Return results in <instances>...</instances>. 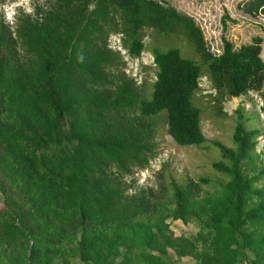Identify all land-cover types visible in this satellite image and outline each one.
Returning a JSON list of instances; mask_svg holds the SVG:
<instances>
[{
    "label": "trees",
    "instance_id": "obj_1",
    "mask_svg": "<svg viewBox=\"0 0 264 264\" xmlns=\"http://www.w3.org/2000/svg\"><path fill=\"white\" fill-rule=\"evenodd\" d=\"M54 2L19 13L13 28L0 19V264H175L170 250L194 264H264V186H256L264 163L254 152L261 131L245 124L240 107L233 148L213 143L221 176L213 192L197 196L173 176L130 195L123 183L148 166L150 130L163 115L177 146L207 143L193 101L204 75L214 103L261 91L262 38L237 49L222 39L214 54L193 18L161 0ZM244 10L264 17V0ZM145 32L185 39L197 60L153 45L151 85L113 74L121 61L109 36L140 59ZM169 221H192L200 234L174 237Z\"/></svg>",
    "mask_w": 264,
    "mask_h": 264
},
{
    "label": "rangeland",
    "instance_id": "obj_2",
    "mask_svg": "<svg viewBox=\"0 0 264 264\" xmlns=\"http://www.w3.org/2000/svg\"><path fill=\"white\" fill-rule=\"evenodd\" d=\"M173 7L181 14L193 18L203 32L204 39L210 51L219 54L222 51V39L231 42L235 49L248 44L254 37L262 38V50L260 57L264 62V17L262 15L250 16L244 8L251 0H161ZM17 4V0H6L2 5ZM54 0H28L14 9L18 14L33 15L36 11H45L54 7ZM30 8V13L25 9ZM0 19L5 23L3 10L0 9ZM225 22V26L223 25ZM7 24V23H5ZM13 24H7L13 28ZM108 46L112 51L119 52L121 64L118 69H112L113 74L124 72L127 76L137 78L138 83L144 82L151 85L155 79V68L149 48L153 45H167L178 47L181 53L188 58L197 60L190 45L181 37L164 38L153 32H145L144 42L147 50L136 61L130 59L119 46V37L110 35ZM264 94V84L261 91H251L238 98H224L219 103H214L215 94L211 84L204 75L199 81V89L193 101L201 109L200 126L207 143L201 148L177 146L166 132V124L163 115L154 124L150 136L151 153L148 166L144 170L135 169L130 176L123 177V183L127 187V194H133L139 189H155L159 184L169 181L173 176L180 184L190 187L197 196L205 192H213L214 181L221 179L212 168V164L220 159L218 150L213 146L218 142L225 147L233 148L232 136L237 117L235 110L240 107L244 115L249 119L245 121L248 127L260 129L261 134L257 139L255 154L259 162L264 163V106L261 104ZM165 124V125H164ZM258 162V164H259ZM207 178L211 182L208 185L201 184L199 179ZM257 187L264 186L262 178ZM5 196L0 193V213L5 212ZM169 228L174 237L195 238L200 234V227L194 222L187 224L181 221H169ZM170 260L175 264H194L190 257H177L170 250ZM249 258L252 255L245 251ZM240 259L242 257L240 256ZM55 264H63L61 259ZM69 264H81L78 259L70 258Z\"/></svg>",
    "mask_w": 264,
    "mask_h": 264
},
{
    "label": "clouds",
    "instance_id": "obj_3",
    "mask_svg": "<svg viewBox=\"0 0 264 264\" xmlns=\"http://www.w3.org/2000/svg\"><path fill=\"white\" fill-rule=\"evenodd\" d=\"M27 2H28V0H17V4H13L11 6L8 5V4H5V5L0 6V9H2L3 13H4L5 23H7V24L15 23L14 16L16 15V13H15L14 9L16 7H18L21 3H25L26 4ZM25 11L30 13L32 11V9L26 8ZM133 60H136V59H133Z\"/></svg>",
    "mask_w": 264,
    "mask_h": 264
},
{
    "label": "built area",
    "instance_id": "obj_4",
    "mask_svg": "<svg viewBox=\"0 0 264 264\" xmlns=\"http://www.w3.org/2000/svg\"><path fill=\"white\" fill-rule=\"evenodd\" d=\"M137 60V59H136ZM136 60H134V61H136ZM262 104V103H261Z\"/></svg>",
    "mask_w": 264,
    "mask_h": 264
}]
</instances>
